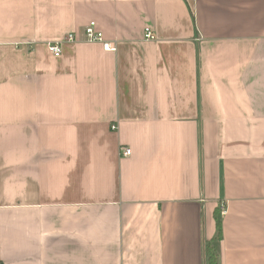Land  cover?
<instances>
[{
    "label": "crops",
    "instance_id": "0c3cea01",
    "mask_svg": "<svg viewBox=\"0 0 264 264\" xmlns=\"http://www.w3.org/2000/svg\"><path fill=\"white\" fill-rule=\"evenodd\" d=\"M209 241L264 264V0H0V260L207 264Z\"/></svg>",
    "mask_w": 264,
    "mask_h": 264
},
{
    "label": "built area",
    "instance_id": "2783aa9c",
    "mask_svg": "<svg viewBox=\"0 0 264 264\" xmlns=\"http://www.w3.org/2000/svg\"><path fill=\"white\" fill-rule=\"evenodd\" d=\"M83 37L87 42L95 43L99 42L102 44L103 48L108 51H114L116 46L105 40L103 38L102 31L98 28V24L94 21H89L84 28ZM143 37L147 40H155V35L150 27H146L144 29ZM65 42H75L74 33L69 32L64 36L63 39ZM46 48L49 54L53 55L54 57H60L62 54V42L61 41H49L46 44ZM112 129L115 128V125H112ZM131 153V149L128 147H121L119 154L121 156H128ZM226 206L225 204H221L219 213L220 215L225 214Z\"/></svg>",
    "mask_w": 264,
    "mask_h": 264
},
{
    "label": "trees",
    "instance_id": "16d2710c",
    "mask_svg": "<svg viewBox=\"0 0 264 264\" xmlns=\"http://www.w3.org/2000/svg\"><path fill=\"white\" fill-rule=\"evenodd\" d=\"M218 214H219V210H215V216H217ZM216 230L218 231L216 237L218 239L221 237L222 234L221 221L218 217L216 222ZM206 253H207V264H218L216 249L211 241H209L206 245ZM0 264H5V263L2 260H0Z\"/></svg>",
    "mask_w": 264,
    "mask_h": 264
}]
</instances>
